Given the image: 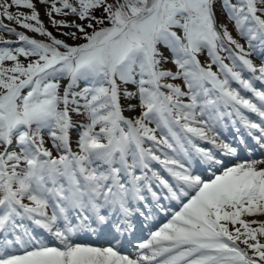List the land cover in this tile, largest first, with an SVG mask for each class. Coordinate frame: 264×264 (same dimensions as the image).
<instances>
[{"label":"snow or ice","instance_id":"1","mask_svg":"<svg viewBox=\"0 0 264 264\" xmlns=\"http://www.w3.org/2000/svg\"><path fill=\"white\" fill-rule=\"evenodd\" d=\"M0 31V264H264V0H0Z\"/></svg>","mask_w":264,"mask_h":264},{"label":"rangeland","instance_id":"2","mask_svg":"<svg viewBox=\"0 0 264 264\" xmlns=\"http://www.w3.org/2000/svg\"><path fill=\"white\" fill-rule=\"evenodd\" d=\"M12 11H25V12H27L28 10L27 9H24L23 7H20V8H15V7H13V9H11ZM97 15H99V13H97ZM45 18H47L46 16H45ZM6 20V19H5ZM5 20H4V22H5ZM7 21V20H6ZM8 23H12L13 24V27H17V28H19V26L18 25H16L15 24V22H13V21H7ZM45 23V25L48 27V28H50V25H49V23L48 22H44ZM220 23H225V21H222V22H220ZM6 32V31H5ZM25 32L28 34V35H36L35 33H32L30 30H25ZM1 34V33H0ZM7 34H8V36H11V34L10 33H8L7 32ZM235 35H236V33H235ZM15 40V39H14ZM70 42H71V40H70ZM25 58L24 57H21V60L23 61ZM202 60H203V58H202ZM203 62V61H202ZM6 64H11V62L10 61H7L6 62Z\"/></svg>","mask_w":264,"mask_h":264},{"label":"bare ground","instance_id":"3","mask_svg":"<svg viewBox=\"0 0 264 264\" xmlns=\"http://www.w3.org/2000/svg\"><path fill=\"white\" fill-rule=\"evenodd\" d=\"M128 115V113H126Z\"/></svg>","mask_w":264,"mask_h":264}]
</instances>
